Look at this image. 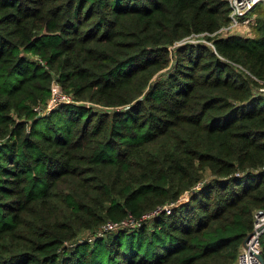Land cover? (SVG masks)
I'll use <instances>...</instances> for the list:
<instances>
[{
  "label": "trees",
  "instance_id": "1",
  "mask_svg": "<svg viewBox=\"0 0 264 264\" xmlns=\"http://www.w3.org/2000/svg\"><path fill=\"white\" fill-rule=\"evenodd\" d=\"M227 13L0 0V264H234L264 208V98L234 64L264 80V20L210 37Z\"/></svg>",
  "mask_w": 264,
  "mask_h": 264
},
{
  "label": "built area",
  "instance_id": "2",
  "mask_svg": "<svg viewBox=\"0 0 264 264\" xmlns=\"http://www.w3.org/2000/svg\"><path fill=\"white\" fill-rule=\"evenodd\" d=\"M228 13L227 21L223 25L219 26L214 32L208 34L210 37H228V36H242L245 32H249L252 24L251 13L258 6L264 8V0H227ZM197 37L199 39H197ZM202 34L193 35L187 38L190 42H196L201 39ZM186 41V40H184ZM210 44L207 41H204ZM238 69L250 76L256 85L252 88V92L256 96L264 98V80L258 79L251 75L246 69L238 64H234ZM70 98L65 95H61L60 87L56 82L52 83L51 96L48 99L44 112L50 110L60 103L69 102ZM41 112L42 110H38ZM160 209H155L151 214L157 213ZM132 224V220H124L120 223L106 222L98 232L99 235L105 231H111L114 229L122 228ZM264 232V208L256 209L253 212L252 228L247 238L244 239L240 245L234 264H261L260 261V236Z\"/></svg>",
  "mask_w": 264,
  "mask_h": 264
},
{
  "label": "rangeland",
  "instance_id": "3",
  "mask_svg": "<svg viewBox=\"0 0 264 264\" xmlns=\"http://www.w3.org/2000/svg\"><path fill=\"white\" fill-rule=\"evenodd\" d=\"M250 16H251V19H252V24L250 26L249 32L248 31L245 32L242 35L243 37H255V36H257V32L255 30V26L254 25H255V21L257 19L264 20V10H263V8L253 11ZM197 39H199V38L197 37ZM99 231H100V229L97 232H99ZM90 234H91L90 232H80L79 233L80 237H90L91 236Z\"/></svg>",
  "mask_w": 264,
  "mask_h": 264
},
{
  "label": "water",
  "instance_id": "4",
  "mask_svg": "<svg viewBox=\"0 0 264 264\" xmlns=\"http://www.w3.org/2000/svg\"><path fill=\"white\" fill-rule=\"evenodd\" d=\"M28 136V134H26V137ZM247 238V237H246ZM260 258V261H261V264H263V261H262V258L261 256L259 257Z\"/></svg>",
  "mask_w": 264,
  "mask_h": 264
}]
</instances>
